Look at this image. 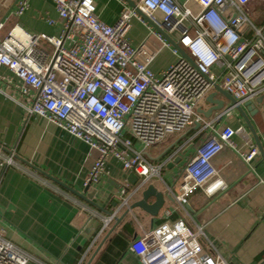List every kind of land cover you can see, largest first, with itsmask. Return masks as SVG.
Returning <instances> with one entry per match:
<instances>
[{"label":"built area","instance_id":"1","mask_svg":"<svg viewBox=\"0 0 264 264\" xmlns=\"http://www.w3.org/2000/svg\"><path fill=\"white\" fill-rule=\"evenodd\" d=\"M27 1L19 0L17 15ZM51 1L63 22L58 36L30 33L14 24L0 35V68L18 79L17 91L26 97L19 105L28 116L44 117L96 151L85 187L100 180L109 157L141 178L131 191L120 188V203L113 213L102 215L79 205L71 225L80 232L91 218L99 217L102 233L119 209L128 207L136 191L159 175L162 165L153 164L143 149L199 121L197 103L214 83L235 99L234 106L264 92V24L256 27L245 13L251 0H133L141 14L120 0L123 8L109 25L98 18L94 0ZM132 19L148 29L138 45L127 36ZM247 26L253 36L245 38L241 33ZM4 27L0 21V31ZM155 27L179 44L191 61L178 54ZM173 33L177 39L171 37ZM164 48L177 59L155 74L149 65ZM215 66L221 73L213 72ZM210 127L212 134L179 173L181 192L173 199L180 208L199 189L213 197L203 210L221 201L236 205L237 199L230 196L234 187L224 183L211 161L224 146L234 145L232 135L244 129ZM256 153V145L250 144L243 158L249 162ZM0 158L5 165L18 164L12 150L7 154L0 150ZM201 239L214 248L201 225L192 229L177 219L133 239L129 250L141 264H230L215 249L207 251ZM29 258L0 232V264H26Z\"/></svg>","mask_w":264,"mask_h":264},{"label":"crops","instance_id":"2","mask_svg":"<svg viewBox=\"0 0 264 264\" xmlns=\"http://www.w3.org/2000/svg\"><path fill=\"white\" fill-rule=\"evenodd\" d=\"M18 2L0 0V21L5 23L1 36L14 24L30 33L58 36L63 22L51 0H28L27 7L17 15ZM94 3L98 18L108 25L116 22L123 8L120 0H94ZM245 13L256 27L262 26L264 0L249 1ZM147 33L144 24L132 19L127 33L132 45L143 42ZM252 33V28L247 26L241 35L247 38L253 36ZM171 37L177 39V33ZM176 59L170 49L164 48L149 67L160 74ZM212 70L215 74L221 73L217 66ZM18 85L16 76L1 67L0 150L5 154L12 150L18 164L5 165L0 158V232L30 256L26 264H141L138 256L129 250L132 240L163 222L177 219L184 220L192 229L201 225L205 239L230 264H264V92L250 100L249 111L241 105L256 138L237 106L230 104L220 92H216L213 99L220 100L223 107L212 111L208 117L202 113L212 110L213 104L207 98L216 91L214 87L197 103L199 121L180 133L166 135L162 142L147 149L134 142L153 164L162 165L159 175L136 191L128 207L120 208L101 233L99 217L91 218L80 232L71 225L79 205L102 215L113 213L120 203V188L125 186L131 191L141 178L130 177L131 172L124 171L116 158L109 157L100 180L90 186L95 206L83 199L80 194H85V175L95 160L96 151L44 117L28 116L19 105L26 97L17 91ZM211 125L218 131L223 127L244 129L232 135L234 145L224 146L211 161L224 183L234 187L230 196L237 199L236 205L226 206L221 201L203 210L213 197L199 189L190 194L185 207L180 208L173 199V194L181 192L179 173L198 145L212 134ZM250 144L256 145L257 153L246 162L243 154ZM178 157L180 161L174 163ZM258 180L261 182H255ZM148 184L165 199L155 215L132 206L142 198ZM154 201V196L148 197V203ZM200 242L207 251H214L203 239Z\"/></svg>","mask_w":264,"mask_h":264},{"label":"water","instance_id":"3","mask_svg":"<svg viewBox=\"0 0 264 264\" xmlns=\"http://www.w3.org/2000/svg\"><path fill=\"white\" fill-rule=\"evenodd\" d=\"M124 1L127 2L131 7L136 8V5L133 2V0H124ZM136 10L138 11V13H140L137 8H136ZM155 29L158 32L162 33V35L170 42L172 47L177 50L178 54H181L182 57L191 61V58L189 57V55L183 50V48L179 44H177L173 39H171L163 30H160L156 27H155ZM213 87L216 88V91L214 92V94L209 95V97L207 98V100L213 104L212 110L207 114L205 112H202L206 117H208L212 113V111L221 109L224 105L220 100L213 99L216 92H220L221 94H223L229 100L230 104L235 103V99L232 96H230L225 90H223L217 83H214ZM244 107H246L247 110L249 111L252 108L251 101L249 100V101L245 102ZM237 109L241 113L242 117L247 122V124L250 127L253 135L255 136V132L251 126L250 121H248V118L245 115L243 107L239 105V106H237ZM7 133H9V132H7ZM255 138H256V136H255ZM259 148L261 149V147H259ZM180 159L181 158L178 157V159L174 160V163H178L180 161ZM130 175H131L130 177H136V175L133 172H131ZM90 191H92V188L87 186L84 189L85 194H80V196L83 199L87 200L91 205L95 206V204L92 202V196L93 195H92V193H90ZM142 192H143L142 198L139 199L138 201H136L135 203H133L132 206L140 207L141 209H144L146 212H149L152 215L157 214L158 211L160 210V208L162 207L163 203H164V200H165L164 195L161 192H158L152 184H148V186ZM149 196L155 197V201L153 203L147 202ZM168 198L172 199L171 196H168Z\"/></svg>","mask_w":264,"mask_h":264}]
</instances>
